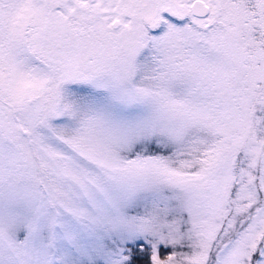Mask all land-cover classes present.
Listing matches in <instances>:
<instances>
[{"label": "snow or ice", "instance_id": "obj_1", "mask_svg": "<svg viewBox=\"0 0 264 264\" xmlns=\"http://www.w3.org/2000/svg\"><path fill=\"white\" fill-rule=\"evenodd\" d=\"M0 264H264V0H0Z\"/></svg>", "mask_w": 264, "mask_h": 264}]
</instances>
